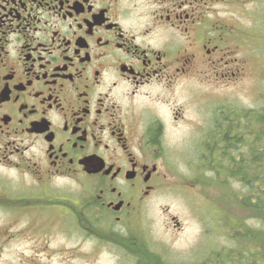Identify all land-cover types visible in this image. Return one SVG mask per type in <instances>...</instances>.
<instances>
[{"label":"flooded vegetation","instance_id":"obj_1","mask_svg":"<svg viewBox=\"0 0 264 264\" xmlns=\"http://www.w3.org/2000/svg\"><path fill=\"white\" fill-rule=\"evenodd\" d=\"M258 20L264 0H0V264H65L82 240L186 264L143 216L169 193L177 140L197 146L194 173L209 144L240 141L237 108L211 109L204 88L254 77Z\"/></svg>","mask_w":264,"mask_h":264},{"label":"rangeland","instance_id":"obj_2","mask_svg":"<svg viewBox=\"0 0 264 264\" xmlns=\"http://www.w3.org/2000/svg\"><path fill=\"white\" fill-rule=\"evenodd\" d=\"M255 26L258 41L254 49L256 69L254 77L227 84L225 82L224 85L218 87L208 84L204 88L206 89L204 95L213 94L210 99H205V104L211 109L214 106L225 105L234 106L239 112H251L249 116L251 123L256 126L257 115H264V36L262 33L264 25L259 24L258 20ZM259 40L262 43L261 48ZM212 83L216 82L212 81ZM242 136L246 137L247 133H243ZM183 142L177 140L173 146L171 167L176 168V173L174 177L166 181L169 193H161V196L150 204L148 212L145 211L144 232L148 233L150 238H154V242L160 245L157 247L161 248V252L165 253V257L172 262L189 264L187 260L191 251L197 252L199 256L201 250H207L209 264H213L218 259H225L224 264H246L240 254L243 252L248 256L249 259L247 258L246 261L254 258L252 252L255 251L250 250V246L255 237L264 231V220H260L256 214L242 206L240 200L246 192L241 190L240 182L217 172L214 160V162L207 160L206 162L210 164H206L202 171L197 170L195 173L190 171L189 164L200 163L197 159L199 152L196 151L197 146ZM239 145L246 146L244 143ZM213 174L217 175L215 182L210 181ZM191 184L198 186L192 190L193 193L187 188V185ZM203 187L208 190V193L202 189ZM222 195H224L223 200L222 202L220 200L219 204L224 206V209L228 208V211L223 215L222 223H219L220 220L217 224L216 221L221 218L219 207L213 209L207 202L214 199L213 196L221 199ZM199 196L207 202L205 203ZM204 215L206 220L203 218ZM231 216L235 218L233 222H230ZM173 217L182 223L181 232L174 227V222L171 221ZM250 239L251 242H249ZM82 241L80 255H74L66 260L65 264H137L136 258L123 250L126 248L124 245L115 247L96 243L95 247L91 243L83 244ZM63 246L67 252L59 256L58 260L67 258L73 251L75 254L76 243H64ZM234 248H236L235 251L232 250ZM43 260V255L33 257V262Z\"/></svg>","mask_w":264,"mask_h":264},{"label":"trees","instance_id":"obj_3","mask_svg":"<svg viewBox=\"0 0 264 264\" xmlns=\"http://www.w3.org/2000/svg\"><path fill=\"white\" fill-rule=\"evenodd\" d=\"M237 112L238 121L240 124V141L233 142L231 139L230 142H224L221 139V141L218 143L209 144V157L207 160H212V162L215 161L214 164L216 166L214 167L216 168L217 172L220 174L223 173V175L227 178H232L234 181L240 182L241 190L246 192V194L244 193L240 200L242 206L253 214H256L257 218L260 220H264V137L262 136L264 135V115H257L258 119L255 126L254 123H251L249 117L251 112ZM233 115L236 117V112H231L228 117L223 119L220 117L219 125L216 129L214 128L213 134L220 136L219 133L222 131V128H224L221 126V124L223 121L227 120L230 122L229 129L231 133V129L234 126ZM221 121L222 123H220ZM225 124L226 123H224V125ZM251 131H255L257 135L256 142L251 141ZM243 133H247V136H242ZM247 137L248 140H246ZM240 143L246 144L245 147H247V149H245V147H241V145H239ZM206 164L209 165L210 162H207ZM208 169L210 170L209 167ZM216 179L217 175L213 174V176L210 178V181L213 180L215 182ZM223 196L224 195H222L221 199H217L216 196H213L214 199L210 201V205L213 209L219 207L221 218L216 221L217 224L220 220L221 221L219 223H222L223 215L228 211V208L224 209V206L219 204L220 200L222 202ZM234 220L235 218L231 216L230 222H233ZM112 242L117 243L118 245L123 244L121 240H112ZM249 242H251V239ZM250 248V250L253 249V251H255L252 252V257L254 256V258H251V261H246L248 256L241 252V259L245 260L244 262L246 264H264V231H261L260 235L255 237V240H253ZM235 249L236 248H234V250Z\"/></svg>","mask_w":264,"mask_h":264}]
</instances>
